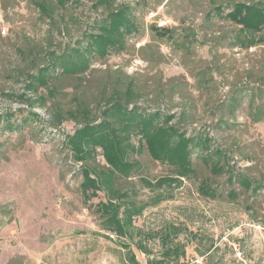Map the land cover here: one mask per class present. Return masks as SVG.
<instances>
[{"label": "rangeland", "instance_id": "1", "mask_svg": "<svg viewBox=\"0 0 264 264\" xmlns=\"http://www.w3.org/2000/svg\"><path fill=\"white\" fill-rule=\"evenodd\" d=\"M34 1L0 0V264H133L123 240L104 235L99 215L83 202L84 165L107 168L100 152L82 163L66 144L83 116L53 124L56 108L67 112L79 105L98 119L106 101L130 81L138 104L174 114L173 121L188 135L209 133L214 146L226 150L236 174L264 185V118L251 116L252 104L264 114V43L236 46L231 37L239 26L207 16L220 4L228 11L234 2L260 0H113L114 7H132L138 30L122 51L92 55L85 73L63 75L57 68L48 88L30 93L37 100L44 96V106L10 94L26 91L27 75L53 55L84 47L108 10L98 0H79L49 19ZM153 26L174 29V39L157 36ZM133 141L137 144L138 137ZM131 157L140 168L119 178L117 186L138 203L159 193L166 196L136 217L134 237L125 241L139 264H148V255L138 243L147 246L151 258H163L160 236L170 224L184 228L174 239L185 245L186 254L164 264H264V186L255 193L237 181L231 184L227 174L213 175L196 149L192 158L198 178L149 188L141 177L154 181L174 175V168L147 150ZM203 178L217 189L216 198L199 192ZM105 197L101 193L92 202Z\"/></svg>", "mask_w": 264, "mask_h": 264}, {"label": "trees", "instance_id": "2", "mask_svg": "<svg viewBox=\"0 0 264 264\" xmlns=\"http://www.w3.org/2000/svg\"><path fill=\"white\" fill-rule=\"evenodd\" d=\"M77 2L79 0H36L34 4L42 16L54 19L60 9H66L69 4ZM97 5L106 6L108 13L97 23V31L87 35L86 45L74 48L71 54L53 55L54 58L47 65L27 75L26 91L10 96L32 106H44L47 102L44 96L37 100L30 93H36L42 87L48 88L55 73H58L57 68L61 69L60 74L63 75L85 73L92 55L105 57L113 50L125 49L127 37L138 30L132 7L129 4L114 7L113 0H98ZM213 14L239 26L231 37L236 46L248 49L264 43V0L237 1L228 11L220 4L214 6L207 16L211 18ZM152 29L161 38L174 39L175 31L170 27L153 26ZM54 94L50 89L49 95ZM138 98L134 82L130 81L124 91L115 92L106 101L98 119H91V111L82 105L77 110L62 112L56 108L53 112V124L59 126L67 119L77 121L79 115L83 116L81 125L67 134L66 144L78 162L88 163L95 160L100 152L107 164L106 169H97L88 164L82 168L80 190L83 202L99 215L104 235H115L123 240L122 245L127 249L133 264L139 262L131 244L125 241L134 237L137 229L134 223L136 217L150 205H157L166 199L164 194L159 193L150 201L138 203L128 190L117 186L119 178H128L140 168L139 161L132 160L133 154H141L143 150H147L154 160L174 168V175L161 176L154 181L141 177V182L149 188L174 187L185 178H198L192 158L196 149L199 160L213 175L227 174L231 184L237 181L245 190L255 193L264 186L245 174H236L226 150L214 146V138L209 133L188 135L178 122L173 121L174 114L147 110L138 104ZM252 105V119L261 121L264 118L261 107L258 104ZM134 137H138L137 144L133 141ZM198 190L203 196L212 199L219 195L213 184L205 178L200 180ZM101 193L105 194V199L92 202ZM230 195L237 197L234 190L230 191ZM183 230V227L172 224L163 230L160 236L164 248L161 259L151 258V252L144 244L138 243L137 247L148 255V264H164L167 260L179 261L186 254L185 245L176 242L174 238Z\"/></svg>", "mask_w": 264, "mask_h": 264}]
</instances>
